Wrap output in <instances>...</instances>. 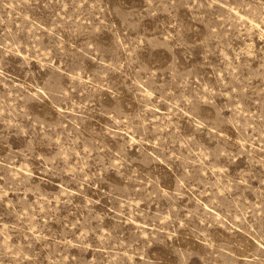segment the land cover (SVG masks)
Instances as JSON below:
<instances>
[{"label": "rangeland", "instance_id": "1", "mask_svg": "<svg viewBox=\"0 0 264 264\" xmlns=\"http://www.w3.org/2000/svg\"><path fill=\"white\" fill-rule=\"evenodd\" d=\"M0 264H264V0H0Z\"/></svg>", "mask_w": 264, "mask_h": 264}]
</instances>
